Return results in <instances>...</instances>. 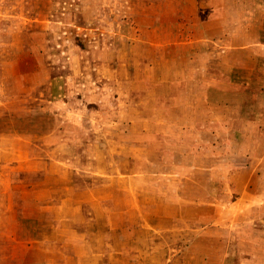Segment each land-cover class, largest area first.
I'll return each mask as SVG.
<instances>
[{"label":"rangeland","instance_id":"1","mask_svg":"<svg viewBox=\"0 0 264 264\" xmlns=\"http://www.w3.org/2000/svg\"><path fill=\"white\" fill-rule=\"evenodd\" d=\"M0 264H264V0H0Z\"/></svg>","mask_w":264,"mask_h":264},{"label":"crops","instance_id":"2","mask_svg":"<svg viewBox=\"0 0 264 264\" xmlns=\"http://www.w3.org/2000/svg\"><path fill=\"white\" fill-rule=\"evenodd\" d=\"M198 1H199V3H202L203 0H198ZM205 6H206V4H204V7H205ZM255 47H256V46H255ZM251 48H253V51H255V50H254V45L251 46Z\"/></svg>","mask_w":264,"mask_h":264}]
</instances>
